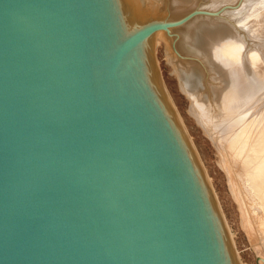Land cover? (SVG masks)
<instances>
[{
  "label": "water",
  "instance_id": "95a60500",
  "mask_svg": "<svg viewBox=\"0 0 264 264\" xmlns=\"http://www.w3.org/2000/svg\"><path fill=\"white\" fill-rule=\"evenodd\" d=\"M0 0V264H238L162 84L155 32L189 43L242 0ZM264 264V263H263Z\"/></svg>",
  "mask_w": 264,
  "mask_h": 264
},
{
  "label": "bare ground",
  "instance_id": "6f19581e",
  "mask_svg": "<svg viewBox=\"0 0 264 264\" xmlns=\"http://www.w3.org/2000/svg\"><path fill=\"white\" fill-rule=\"evenodd\" d=\"M152 1L161 3L159 0ZM211 1L213 5L234 2ZM227 10L231 9H224L221 15H226ZM240 10L246 11V14L240 19L238 26L243 28L242 31L249 39L260 43L248 50L244 57L245 42L242 36L225 20H199L190 31V45L204 57L209 72L215 74L210 76V80L221 84H210L211 102L202 85L199 68L172 51L162 30L155 32L154 51L158 44L163 45L180 89L188 100L189 113L213 147L228 197L236 208L242 226L249 233L250 239L262 246V252L257 253L256 264H263L264 0H242L234 9ZM205 177L218 205L206 174ZM218 208L238 264H242L238 260L224 215L219 206Z\"/></svg>",
  "mask_w": 264,
  "mask_h": 264
},
{
  "label": "rangeland",
  "instance_id": "374dc122",
  "mask_svg": "<svg viewBox=\"0 0 264 264\" xmlns=\"http://www.w3.org/2000/svg\"><path fill=\"white\" fill-rule=\"evenodd\" d=\"M249 1L252 2L253 0ZM225 14L233 17L236 25L238 26L240 19L246 14V11L241 12V10L234 11V9H231L227 10ZM238 28L241 30L243 29L240 26H238ZM251 40L254 41V39ZM154 55L162 84L168 94L174 110L177 112L188 139L191 141L192 147L195 150L196 156L204 170V173L208 176L209 182L216 194L218 206L224 215L228 230L234 241V247L236 254L238 255V260L242 264H256L258 256L257 253L262 252V246H260L259 242L251 240L249 233L242 226L243 224L236 212V208L228 197L227 190L224 185V177L220 173L217 166L213 147L195 123L192 115L189 113L188 100L180 89L178 79L173 73L170 61L167 60L164 47L161 43L156 46ZM256 247H258V249Z\"/></svg>",
  "mask_w": 264,
  "mask_h": 264
}]
</instances>
